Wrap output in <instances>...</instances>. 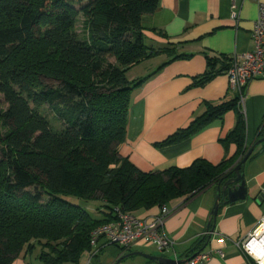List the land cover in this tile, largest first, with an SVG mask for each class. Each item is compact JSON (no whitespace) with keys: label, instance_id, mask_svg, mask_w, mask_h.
<instances>
[{"label":"trees","instance_id":"obj_1","mask_svg":"<svg viewBox=\"0 0 264 264\" xmlns=\"http://www.w3.org/2000/svg\"><path fill=\"white\" fill-rule=\"evenodd\" d=\"M159 1L0 0V96L7 104L0 109V264L37 246L43 264L77 263L90 249L91 232L116 218L115 208L133 214L195 196L246 155V121L237 100L208 105L157 144L188 139L234 110L235 126L220 142L235 143L238 153L218 165L197 159L186 168L146 173L120 155L132 92L147 78L131 82L126 74L167 53L147 46L143 36L142 17L153 14ZM79 15L82 37L75 28ZM216 63L207 57V71L192 86L221 72ZM68 197L102 201L103 218ZM207 242L208 235L197 241Z\"/></svg>","mask_w":264,"mask_h":264},{"label":"crops","instance_id":"obj_2","mask_svg":"<svg viewBox=\"0 0 264 264\" xmlns=\"http://www.w3.org/2000/svg\"><path fill=\"white\" fill-rule=\"evenodd\" d=\"M260 4L264 0H160L153 14L142 17L146 45L155 50L167 49V53L141 62L126 74L131 82L147 78L132 92L126 138L119 146L122 157L148 173L171 167L186 168L197 159L218 165L236 156L235 143L224 147L220 142L235 126L234 110L188 139L157 145L188 127L208 105L235 100L246 121L245 145L250 148L256 142L258 131L264 125V74L251 81L240 94L230 85L224 69L232 57L253 50L251 32ZM171 54L185 57L172 60ZM207 57L217 61L214 70L221 69V72L203 86H192L193 80L207 71ZM242 172L246 198L221 204L209 228L215 185L166 205L171 213L164 222V230L174 241L169 251L160 253L144 241L122 250L101 239L83 251L77 263L66 264H155L144 255L184 260L210 249H220L222 255L214 254L204 264H264V258L257 263L240 247L264 220V141L246 161ZM90 203L103 205L102 201ZM87 204L85 208L91 213L94 207ZM97 210V219L103 218V209ZM159 212L160 208L154 207L133 214L146 218ZM212 225L210 239L208 236V242L199 245L197 241L210 233ZM220 238L224 239L223 243L218 242ZM40 251L37 246L31 253L22 252L12 264H43L39 260Z\"/></svg>","mask_w":264,"mask_h":264},{"label":"built area","instance_id":"obj_3","mask_svg":"<svg viewBox=\"0 0 264 264\" xmlns=\"http://www.w3.org/2000/svg\"><path fill=\"white\" fill-rule=\"evenodd\" d=\"M233 18L236 19L235 14ZM251 37L253 50L232 57L226 70L230 85L240 94L251 81L264 74V4L258 6V16L254 22ZM115 212L116 218L113 221L100 225L91 232L90 247L97 245L101 239H105L107 244L116 245L122 250L132 248L139 241L151 243L160 253L172 249L174 241L164 230V222L171 213L167 206L160 207L159 214L146 218L123 213L118 208H115ZM262 226H264V220L240 246L243 252L255 258L257 263H261L262 259L255 255V251L258 249L264 251V231L258 233V229ZM223 241V238L218 239L219 243ZM214 254L222 255V252L220 249L201 251L184 260L175 259V264H204Z\"/></svg>","mask_w":264,"mask_h":264},{"label":"water","instance_id":"obj_4","mask_svg":"<svg viewBox=\"0 0 264 264\" xmlns=\"http://www.w3.org/2000/svg\"><path fill=\"white\" fill-rule=\"evenodd\" d=\"M263 141L264 139L256 141L250 148H248V151L243 159L231 167L229 174L225 178H222L216 184L211 185H215L216 195L213 209L210 212V218L207 224V228H209L211 221L215 222L221 204L233 203L238 200H244L246 198L247 187L244 179V174L242 172V167L252 155L254 150L258 147V145ZM213 231L214 227L212 225L210 233L208 234L209 239ZM144 256L147 259L153 261L155 264H175L176 262L175 260L165 259L157 256Z\"/></svg>","mask_w":264,"mask_h":264},{"label":"rangeland","instance_id":"obj_5","mask_svg":"<svg viewBox=\"0 0 264 264\" xmlns=\"http://www.w3.org/2000/svg\"><path fill=\"white\" fill-rule=\"evenodd\" d=\"M76 31L78 33V35L80 37L86 35L85 33V22H84V19L81 15H79L78 17V20H77V23H76ZM7 108V104L4 102L2 96H0V109L1 110H4ZM48 117L51 119V121L53 122L54 121V117L52 114H49ZM54 126H57L59 127V124L58 122L54 121ZM5 132V129L3 128V126L1 125L0 123V136H2ZM45 200H47V197L44 198ZM68 201H70L71 203L73 204H77V205H80L82 207H85L86 203L81 201V200H78L77 198H73V197H68L66 198ZM87 205H91L92 207H94V210L90 213L94 218H98L97 215H99V213L97 212V208L99 209L100 208V205H98L97 203H90L87 204ZM38 248H36L37 250Z\"/></svg>","mask_w":264,"mask_h":264},{"label":"bare ground","instance_id":"obj_6","mask_svg":"<svg viewBox=\"0 0 264 264\" xmlns=\"http://www.w3.org/2000/svg\"><path fill=\"white\" fill-rule=\"evenodd\" d=\"M263 231H264V226H262V227H260L258 229V233H261ZM255 255L258 256V257H260L262 259V258H264V251L261 250V249H258V250L255 251Z\"/></svg>","mask_w":264,"mask_h":264}]
</instances>
